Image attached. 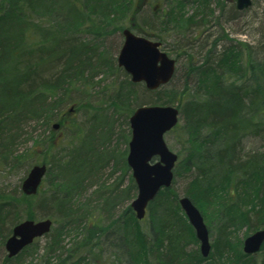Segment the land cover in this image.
Listing matches in <instances>:
<instances>
[{"label": "trees", "instance_id": "trees-1", "mask_svg": "<svg viewBox=\"0 0 264 264\" xmlns=\"http://www.w3.org/2000/svg\"><path fill=\"white\" fill-rule=\"evenodd\" d=\"M144 5V0H0V166L15 168L34 156L30 151L42 154V163L49 164L45 176L50 185L48 194L39 188L31 196L0 188V264H21L28 250L31 256L36 253L29 264H102L109 248L113 260L117 256L125 264H264V243L258 254L248 255L238 236L244 227L245 235L264 227V29L255 45L230 39L217 52L219 39H229L223 31L202 61L190 63L196 76L193 86L185 80L180 89L147 90L143 83L131 82L103 40L124 28L161 42L165 34H172L178 40L177 53L190 59L189 41L221 25L223 2L170 0L156 19L143 20L147 29L137 21L135 25ZM158 11L153 9L154 14ZM118 72L123 79L109 83L105 105L87 102L75 107V112L92 113L89 125L78 123L74 134H82L80 141L60 147L63 136L51 125L66 126V117L57 112L74 85L90 86L98 75ZM136 88H141L140 95ZM175 102L182 122L170 131L177 133L179 144L174 175L181 171L192 175L185 196L200 210L212 237L207 257L201 255L172 187L161 189L148 204L144 229L129 205L113 217L120 203L131 198L133 179L125 188L100 179L111 159L127 169V151L119 155L107 147L113 117L123 116L128 124L135 105ZM28 123L36 126L23 131ZM38 126L48 131L42 138L40 133L33 136ZM93 130L98 133L94 137ZM89 131L98 167L81 173L74 149ZM127 132L129 137L122 135L125 142L130 139L128 127ZM23 134L28 135L25 141L32 140L30 151L17 147ZM249 136L260 139L261 147L246 152ZM95 211L102 220L93 218ZM37 215L53 221L43 251L39 253L33 242L9 258L4 242L12 227ZM106 218L108 223H103ZM66 235L71 237L67 243Z\"/></svg>", "mask_w": 264, "mask_h": 264}, {"label": "rangeland", "instance_id": "rangeland-1", "mask_svg": "<svg viewBox=\"0 0 264 264\" xmlns=\"http://www.w3.org/2000/svg\"><path fill=\"white\" fill-rule=\"evenodd\" d=\"M145 5L143 6L142 11L135 19V25L136 21L144 28L147 29L148 27H145L143 23V20L148 19H156V16H158L159 13L163 9L168 8L170 0H144ZM223 2V11L220 16V26L211 27L208 30H205L202 35L200 36V39L197 41H189V44L191 48L189 52L192 53V58H188L185 55L178 54L177 47V41L174 37L171 35H164L162 39V49L167 52L171 57L176 58L177 55V61H176V72L173 76L172 80L162 86L165 89H171L176 88L180 89L186 80L189 84V86H193L196 82V76L193 73V66H190V63L198 64L202 59L206 56L208 50L211 48L213 41L221 35V33L224 31L225 34L228 35L229 39L222 38L219 39L218 44L216 45L215 51L219 52L222 50L223 47L227 46L230 39L231 42L235 41H243L248 43L249 45H255L259 41V39L262 37L263 29H264V0H252V4L242 11H239L235 7L234 0H221ZM215 2H212V7L215 8ZM159 10L158 13L154 14L153 9ZM218 14V11L215 13ZM158 27V25H156ZM134 32L136 30L133 29ZM157 31V30H155ZM153 31V32H155ZM154 38L155 37H151ZM221 38V37H220ZM123 42V36L121 33H115L113 35L108 36L103 40L104 46L110 48V55L112 57H116L119 49ZM116 59V58H115ZM50 73H47L46 75H49ZM123 79L122 73L118 72L117 74L111 75H98L93 79V84L90 86H81V84H75L73 87V94L68 95L65 97V102L63 105L58 109L57 116H64L65 119V127L59 128V132H62L63 139L60 142V147L64 148V146H74L77 142L80 141V137L82 134L75 135L74 130L75 126L79 123L80 125L85 124V126L89 125L91 112L85 111L83 109H79L77 112H75V107H79L85 105L87 102H90L91 104L95 106H103L106 104L107 101V95L111 92L110 82L112 80L118 81ZM112 85V84H111ZM141 88H136L138 95L141 94L140 91ZM83 91V92H82ZM84 93V94H83ZM83 95V96H82ZM103 102V104H101ZM105 103V104H104ZM177 102L173 103V105H176ZM72 108L71 112H68V110ZM136 108V105L135 107ZM68 112V114H67ZM132 114V113H131ZM127 118V123L123 116L115 115L113 117L114 125L111 128V134H110V140L107 142L108 150L115 151L116 154L121 155L123 151H128V141L125 142L123 138V134H125L127 137H129V134L127 132V127L129 128V117ZM182 120L180 121V123ZM88 125L86 127H88ZM31 126H36V124H25L23 126V131H29L32 129ZM84 127V126H83ZM130 129V128H129ZM84 130V129H82ZM41 134L38 137V134ZM48 133L43 126L36 127V132L33 133L34 138H42ZM92 136H96L97 132H92ZM97 133V134H96ZM177 133L168 132L164 135L165 142L170 150L178 153L179 150V144L177 142ZM28 135L23 134L19 140L18 149L24 150L33 148L32 140L25 141V138ZM84 138V137H83ZM82 138V140H83ZM97 143V142H96ZM261 140L258 138H253L252 136L245 137L244 146L245 151L249 152L251 150H256L259 147H261ZM75 151V163L78 166V170L81 173H84L85 171H90L91 169L95 170L98 167V157H97V148L95 142L92 140L91 132L87 133V136L84 138L83 142L74 149ZM31 155H34L31 159L28 158L23 164L18 165L15 168L9 167V165H3L0 166V188L7 192V193H17L20 191L21 182L24 179V177L27 175L29 169L31 166L35 163H42L43 156L38 154H33V151H30ZM127 155V152H126ZM125 155V160H126ZM50 155H47L46 160L49 161ZM120 162L115 163L114 160L107 161V163L104 165V167L100 171V179L102 182H105L107 185H111L113 183H117L120 188H125L130 182L131 176V169L127 166L126 168H123L120 166ZM118 164V165H117ZM49 165L48 163L46 164ZM90 167V168H89ZM89 168V169H88ZM192 175L190 172H182L180 175H174L173 182H172V189L177 193L178 198L181 196H185V189L187 186L188 181L191 179ZM134 182V180H133ZM135 184V183H134ZM50 189V185L48 183V179L45 176L42 180V183L40 185V190L43 192H46ZM89 189V191H91ZM136 186L135 189L130 190V199L127 201L124 200L120 205L116 208V212L114 214V218L118 216V214L121 212L122 208L125 205H129L131 200L136 196ZM45 194V195H46ZM40 196H43L42 194ZM39 196V197H40ZM38 198V197H37ZM42 199H38L37 201H41ZM34 207V206H33ZM35 209V207H34ZM93 218L102 220L103 216L98 213V211L93 212ZM20 215H24L22 212H20ZM45 218L43 215H37L36 220ZM105 219V218H104ZM108 219L103 221V223H108ZM148 219L145 217V219L141 220L140 226L144 229H146ZM58 226V224H57ZM264 228V227H259ZM258 228V229H259ZM255 231V230H254ZM246 229L245 227L242 228L238 232V236L241 238H245L248 236L251 232H248V235H245ZM71 237H68L66 235L64 237V242L67 243L70 241ZM107 240H110V238H106ZM49 240V237L44 235L43 237L37 238L34 243L36 247L38 248L39 253L43 251V247L46 245L47 241ZM210 244L212 242V237L209 236ZM111 241V240H110ZM107 243V241H106ZM108 244V243H107ZM199 247V242H198ZM110 250L113 249H105L102 257V264H125L123 258L119 259L116 257L111 256ZM31 250H28L26 253H24L21 264H29L31 261H34V258L36 257V253L33 254V256L30 255ZM261 255V254H260ZM12 264H17V262H14Z\"/></svg>", "mask_w": 264, "mask_h": 264}, {"label": "water", "instance_id": "water-1", "mask_svg": "<svg viewBox=\"0 0 264 264\" xmlns=\"http://www.w3.org/2000/svg\"><path fill=\"white\" fill-rule=\"evenodd\" d=\"M235 3L238 10H243L251 5L252 0H235ZM122 35L117 64L130 76L131 82L143 83L147 90L166 85L174 76L176 62L161 50L160 41L136 35L128 28L123 29ZM179 117L180 111L176 105H141L129 117L131 134L126 162L137 189L136 196L130 202L137 219L145 216L148 204L162 188L172 185L178 155L169 149L164 135L177 125ZM52 128L57 130L59 123L54 122ZM46 172V164H34L21 182L22 193L35 195ZM178 203L199 241L201 255L207 257L211 245L200 210L187 196L179 197ZM52 224L50 218L23 219L16 223L4 242L7 256H16L35 238L49 233ZM263 243L264 228H260L244 238L242 250L245 254L255 255Z\"/></svg>", "mask_w": 264, "mask_h": 264}]
</instances>
